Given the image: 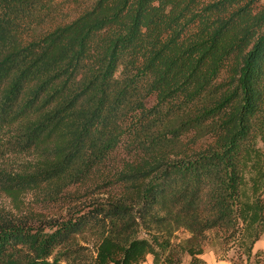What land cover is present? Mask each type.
<instances>
[{"label": "trees", "instance_id": "1", "mask_svg": "<svg viewBox=\"0 0 264 264\" xmlns=\"http://www.w3.org/2000/svg\"><path fill=\"white\" fill-rule=\"evenodd\" d=\"M0 193V264H264V0H0Z\"/></svg>", "mask_w": 264, "mask_h": 264}, {"label": "rangeland", "instance_id": "2", "mask_svg": "<svg viewBox=\"0 0 264 264\" xmlns=\"http://www.w3.org/2000/svg\"><path fill=\"white\" fill-rule=\"evenodd\" d=\"M154 102L153 99L149 101V106L152 105ZM121 157L123 155H120ZM26 157H8L6 158L5 163H14L16 165H19L22 161H24ZM94 191L90 188H84L81 190L77 196L67 198L58 205H47L41 207L39 204L36 203V199L34 195H29L26 198V204H29L31 209H34L37 212V217L44 223V224H52L57 221H62L65 218H68V215L74 211V210H81V211H87L89 208L92 207V205L95 202H102L104 200H107L111 198L112 193L111 191H104L102 189L93 188ZM75 192L74 189L71 190V193ZM0 206L13 211V205L11 204V201L3 194L0 193ZM39 213V214H38ZM186 235L184 233H180V238L185 237ZM215 249L212 245H208L206 247V253L212 256H215L217 259V264H220V261L223 262H229L228 259L220 260L219 256L215 253ZM233 253H229L228 256L232 257ZM147 264V263H145Z\"/></svg>", "mask_w": 264, "mask_h": 264}, {"label": "crops", "instance_id": "3", "mask_svg": "<svg viewBox=\"0 0 264 264\" xmlns=\"http://www.w3.org/2000/svg\"><path fill=\"white\" fill-rule=\"evenodd\" d=\"M257 250H262L264 251V237L262 239H260L256 245H255V251ZM204 259L208 262V264H217V259L215 258V256H212V255H208L207 253L204 255ZM147 264H153V257L152 256H149L147 258ZM220 264H231L230 262H221L220 261Z\"/></svg>", "mask_w": 264, "mask_h": 264}]
</instances>
